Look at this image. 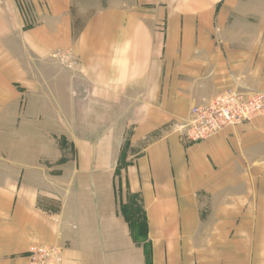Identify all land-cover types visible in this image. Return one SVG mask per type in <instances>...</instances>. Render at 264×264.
Here are the masks:
<instances>
[{
    "label": "crops",
    "instance_id": "obj_1",
    "mask_svg": "<svg viewBox=\"0 0 264 264\" xmlns=\"http://www.w3.org/2000/svg\"><path fill=\"white\" fill-rule=\"evenodd\" d=\"M238 5L0 0V264L38 247L60 264H264V116L200 143L178 133L238 85L264 92V36Z\"/></svg>",
    "mask_w": 264,
    "mask_h": 264
},
{
    "label": "built area",
    "instance_id": "obj_2",
    "mask_svg": "<svg viewBox=\"0 0 264 264\" xmlns=\"http://www.w3.org/2000/svg\"><path fill=\"white\" fill-rule=\"evenodd\" d=\"M236 86L208 103L194 107L187 123L179 127L183 141L194 144L207 141L230 127L249 125L264 116V94L243 93ZM58 248L38 247L28 253L30 264H60Z\"/></svg>",
    "mask_w": 264,
    "mask_h": 264
},
{
    "label": "rangeland",
    "instance_id": "obj_3",
    "mask_svg": "<svg viewBox=\"0 0 264 264\" xmlns=\"http://www.w3.org/2000/svg\"><path fill=\"white\" fill-rule=\"evenodd\" d=\"M229 3H234L238 2V8L240 11V14L242 13L243 16H251V33L255 31L257 35H262L264 36V0H226ZM64 67L65 69H69L72 67L76 66V61L71 60L69 56L65 55V58L63 59ZM71 75L65 74V82L69 80V77ZM241 92L243 93H248L247 90L244 88H240ZM83 97H81V104L84 103V105L80 106L81 109V117L86 118L88 116V105H87V93L86 91L83 92ZM249 94L254 95V94H264V92H258L251 90V93ZM113 117H117L118 112L113 113ZM70 124V123H69ZM97 122H88V121H81L78 124V127L80 129V133H94L97 134L99 132V127ZM102 126V123H99ZM96 126V127H95ZM66 128V124H65ZM67 128H70L69 125H67ZM129 130V134H130ZM65 148L69 145V142L65 136ZM129 144L130 140L127 138L125 143L123 144V148L120 152V165L118 169V173L120 174V169L124 166H126L127 163V157L129 156L128 151H129ZM72 153L68 152L65 154V161L67 159L72 158ZM124 200V199H123ZM121 211L125 218L127 219L131 231L133 234V238L135 241H138L139 243H144L145 244V252L147 254V260L148 263H150V250L148 248L147 242V228H146V221H145V210L143 208V205L139 201V198L133 197V196H127L126 201H122L121 204Z\"/></svg>",
    "mask_w": 264,
    "mask_h": 264
}]
</instances>
